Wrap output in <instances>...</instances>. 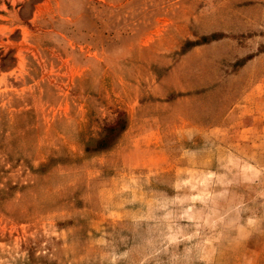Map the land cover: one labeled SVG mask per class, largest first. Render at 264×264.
<instances>
[{
  "label": "rangeland",
  "instance_id": "obj_1",
  "mask_svg": "<svg viewBox=\"0 0 264 264\" xmlns=\"http://www.w3.org/2000/svg\"><path fill=\"white\" fill-rule=\"evenodd\" d=\"M0 264H264V0H0Z\"/></svg>",
  "mask_w": 264,
  "mask_h": 264
},
{
  "label": "trees",
  "instance_id": "obj_2",
  "mask_svg": "<svg viewBox=\"0 0 264 264\" xmlns=\"http://www.w3.org/2000/svg\"><path fill=\"white\" fill-rule=\"evenodd\" d=\"M209 39H216V37L214 35H211L209 37H203L201 39V41H187L185 43V47L186 49L187 48H191L193 46H196V45H199V44H202V43H205L207 42ZM121 116H124L123 113H121L120 117L117 119L116 123L113 125V126H110L107 128V131L109 133H115L116 131H123L126 127V121H125V118L121 117ZM109 145V143L107 142V138H106V135H103L101 137H99L96 142H95V146L92 147L93 149L92 150H103L105 148H107ZM86 150L89 151L91 150L90 147H86Z\"/></svg>",
  "mask_w": 264,
  "mask_h": 264
},
{
  "label": "crops",
  "instance_id": "obj_3",
  "mask_svg": "<svg viewBox=\"0 0 264 264\" xmlns=\"http://www.w3.org/2000/svg\"><path fill=\"white\" fill-rule=\"evenodd\" d=\"M197 46V45H196ZM193 47H195V46H193Z\"/></svg>",
  "mask_w": 264,
  "mask_h": 264
}]
</instances>
